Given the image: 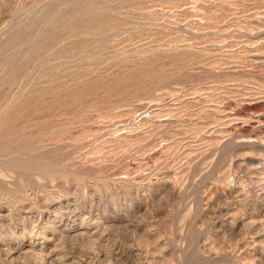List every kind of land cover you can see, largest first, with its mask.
Returning <instances> with one entry per match:
<instances>
[{
    "label": "rangeland",
    "instance_id": "1",
    "mask_svg": "<svg viewBox=\"0 0 264 264\" xmlns=\"http://www.w3.org/2000/svg\"><path fill=\"white\" fill-rule=\"evenodd\" d=\"M0 264H264V0H0Z\"/></svg>",
    "mask_w": 264,
    "mask_h": 264
}]
</instances>
